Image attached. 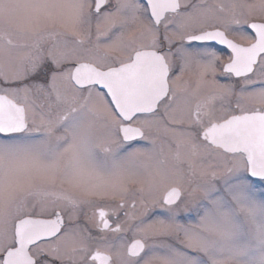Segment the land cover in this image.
Segmentation results:
<instances>
[{
    "label": "snow or ice",
    "instance_id": "snow-or-ice-1",
    "mask_svg": "<svg viewBox=\"0 0 264 264\" xmlns=\"http://www.w3.org/2000/svg\"><path fill=\"white\" fill-rule=\"evenodd\" d=\"M0 264H264V0H0Z\"/></svg>",
    "mask_w": 264,
    "mask_h": 264
}]
</instances>
